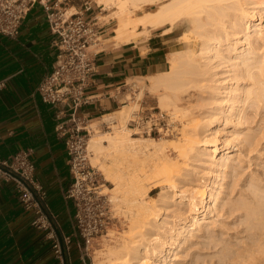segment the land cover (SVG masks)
Masks as SVG:
<instances>
[{
    "label": "bare ground",
    "instance_id": "6f19581e",
    "mask_svg": "<svg viewBox=\"0 0 264 264\" xmlns=\"http://www.w3.org/2000/svg\"><path fill=\"white\" fill-rule=\"evenodd\" d=\"M96 3L102 8L104 7L103 10L116 7L115 18L119 20L120 27L116 30L117 36L114 39L128 41L130 33L135 32L138 34L151 32L170 34L176 29L185 31L183 36H180L186 38L185 41L183 40L186 46L185 52L174 51L168 58L170 69L161 75L149 77L153 80L150 86L151 91L164 90L158 95L159 105L162 109H172L175 114L184 111L182 101L187 97L185 91L180 87L174 88L175 81L179 79L180 73L182 75L183 70L185 72L183 74L204 71L203 73L210 76L209 79L214 76L211 80L214 84V96L217 97L214 115L217 117L215 122L220 126L213 130L212 127L209 128L206 125L204 126L206 129L201 133L206 118L200 117L202 123H199L195 117L192 122L190 121V126L193 125L189 126L175 141L178 158L184 162L181 163L185 166L182 167L178 160V162L172 160L167 154L169 147L166 144L170 140L156 142L152 138H133L132 130L127 125L134 112L130 105H124L122 109L114 111L112 115L104 116L111 124L119 123V128H114V132L107 135L91 137L88 145V149L90 148L95 154L93 158L95 161H92L94 166L101 160L108 162V164L103 163L104 165L101 163L100 166H102L105 180L115 187L111 190L115 194L112 200L115 199V202H119L122 199L132 208L129 211L131 218L129 231L121 234L120 245L107 249V264H178L176 261L179 260L180 252L185 246H193V240H197L198 235L203 233L206 227L214 230V222L206 221L213 217L214 212L219 213V194L224 184L216 185L213 180L222 172L234 168V166L232 167L234 162L238 164L243 162L241 153H235L228 146L231 140L236 142L235 132L227 136L224 129L232 123L233 113L238 111L241 114L246 105L257 110L264 109V26L255 23L261 14L258 9L264 11V0H96ZM152 6H157L154 12H147L145 15L139 16L137 20L131 18L133 12H142ZM138 27H142V30H137ZM239 31L244 34V39L237 42L244 45L245 49L240 56L237 55L239 57L235 55L237 59L234 60L238 62L232 66L236 68L235 72L237 71V77L235 73L234 76L243 81V88L229 84L227 88L229 99L225 102L218 98L223 94V85L220 80L215 78L217 76L215 72L219 67L214 65V61L217 59L225 60V62L228 59L229 63L230 60L232 61L233 58L224 56L221 47L225 42L228 43L231 37H236ZM186 34H191V36L193 34L192 40L187 38ZM228 48L227 50L231 53H238L236 47ZM200 73L202 74V72ZM237 93H240L239 98L236 97ZM236 98H238L242 109L239 108L233 110V113H229L226 124L221 129L223 126L221 121L227 114L226 105L230 100L236 101ZM91 127L90 125L92 132ZM218 136H224L222 143L225 146L220 157H218L220 155ZM106 142L108 145L105 144ZM246 142L251 151L256 152L258 142L255 141V138L247 136ZM240 145L238 151H242ZM135 162H142L146 164L145 166H149V173L146 172V174L150 175L152 172L150 179L154 185L153 190L160 189L158 195L150 196V201H143L144 196L148 195L150 190L146 189L143 182L141 183V179L140 181L134 179L136 182L139 181L138 183L128 182V172L133 171L135 173L133 176L138 172L139 167H129L130 163ZM191 163H198L199 168L209 169L207 181L183 178V172L193 169ZM143 170L144 168L140 173H143ZM148 177L150 176L145 175L147 180ZM133 178L131 179L133 180ZM145 178L143 177V179ZM182 183L190 184L186 190L182 187L185 192L183 191L179 195L176 191L177 189L181 190ZM212 203H214L213 206H211ZM180 207L185 210L187 216L178 218L179 220H171V216H177L181 212ZM161 210L163 211L162 216L159 213ZM263 215L264 202L257 204L252 216ZM260 223L261 229L264 230V222L261 220ZM174 245L176 246L174 247ZM225 252L230 253L229 248H226L220 255L229 261L241 257L237 253H233L235 256L232 257ZM101 259L97 255L94 257L93 264H102L104 260L101 261ZM245 260L247 261V259ZM248 260L252 261V264H258L251 257ZM262 262L264 264V259Z\"/></svg>",
    "mask_w": 264,
    "mask_h": 264
},
{
    "label": "crops",
    "instance_id": "0c3cea01",
    "mask_svg": "<svg viewBox=\"0 0 264 264\" xmlns=\"http://www.w3.org/2000/svg\"><path fill=\"white\" fill-rule=\"evenodd\" d=\"M84 2L73 0L70 11L81 10ZM86 17L96 20L103 39L105 25L98 23L95 9L86 13ZM171 34L160 32L144 40L121 44L112 39L92 47L91 51L98 53V73L86 95L95 96L96 100L81 109L80 117L90 124L117 111L120 101L114 96L129 80L161 75L167 67L169 70L168 58L174 53L168 40ZM56 38L40 5L29 13L16 40L0 35V81L5 82L0 91V160L21 150L32 151L35 178L47 192L48 206L64 231L71 234L75 208L65 193L73 183V175L68 167L65 140L56 130L59 123L56 108L43 103L37 92L41 81L53 70L58 53ZM32 220L33 213L20 204L14 183L3 182L0 264H60L46 233L33 228ZM73 252L79 264H89L82 241L72 243L71 264L75 259Z\"/></svg>",
    "mask_w": 264,
    "mask_h": 264
},
{
    "label": "rangeland",
    "instance_id": "374dc122",
    "mask_svg": "<svg viewBox=\"0 0 264 264\" xmlns=\"http://www.w3.org/2000/svg\"><path fill=\"white\" fill-rule=\"evenodd\" d=\"M84 1L90 2L92 7L95 9V14L98 15V20H97L98 23L100 25L103 24L105 25L103 27V30L105 29L103 34L106 33V36L103 37V39L101 38V43H108L113 40H116L117 44L129 43L131 41L144 40L152 34H160V32L159 33L151 32L148 34L147 33L138 34L135 32L138 35H136L135 33H130V37L128 38V41L126 39L124 40L114 39L115 36H117L116 30L120 27L119 20L115 18V12L117 11L116 7H111L107 10H103L104 7L102 8L101 6H98L94 2V0H84ZM155 9H157V6L149 7L148 9L142 12L141 11H137L135 13L133 12L131 18L132 19L135 18L137 20L139 16L145 15V13L150 11L154 12ZM258 10L261 11L260 12L261 14L255 23L256 25L261 24L262 26H264V11H262V9H258ZM75 11L76 9L70 11V13H74ZM137 30H142V27H138ZM184 32L185 31L182 29H176L171 35H169L168 40L171 42L173 51L185 52L184 50H186V46L183 42L186 40V38L180 37L183 36L182 34H184ZM240 32L241 31H239L240 35L237 34L236 37L234 36L231 37L230 41L228 43L225 42L223 44V47H221L224 56L233 58L232 61L230 60V63L228 59H226V62L225 60L222 59H221L222 61L220 60L221 62L219 61V59L214 61V65H216V67H219L215 72L217 74L215 78L220 80L223 85V89H222L223 94L218 98L223 99L225 102H227L229 99V95H228L229 93L227 89L229 84L237 88L240 87L241 89L243 88L242 86L243 81L241 79L236 78L237 71L235 72L236 68L232 66V64L238 62L235 61L234 59H237V57H239L242 54L241 52H243L245 49L244 45H241L237 42V41L241 42L244 39V34ZM185 36L187 38H191L192 40L194 35L192 34L191 36V34L190 35L186 34ZM235 41L237 44L235 43ZM233 43H235V45H233ZM233 46L236 47L237 52L239 54L231 53V51H228L229 50L228 47H231L230 49H232ZM227 51L228 53L230 52V54H228ZM263 52L261 54H263ZM261 54L259 56H261ZM235 55L236 56L239 55V56L235 57ZM263 61H264V57H263ZM167 70L168 67L166 68L165 71ZM183 72L182 75L181 73L179 74V79L175 81L174 88L180 87L185 91V95L187 97L185 100L182 101L184 111L175 114V112H173L172 109L170 110L162 109L159 105L158 95L161 94L164 90L160 89L155 92L151 91L150 86L153 82L151 78L129 80L127 86L123 88L120 104L118 107L119 108L118 110L122 109L124 105H130L133 108L134 111L133 115L130 117V121L127 124L130 130H132L131 134L133 135V138L135 139L152 138L156 142H163L170 140L169 142H167L168 145L166 144V146L169 147L167 154L172 160H175L176 162L179 161L180 162L179 164H181L182 167L185 165H183L184 162L180 160V158H178V152L175 149V144H176L175 141L182 136L183 132L187 130V128H189L191 124L190 121L192 122L193 118L195 117L197 118L199 123H202L200 117L204 116L206 118L205 123L203 122L201 133H203L204 130L206 129L204 128V126L206 125H208L209 128L212 127L213 130H216L220 126V124L215 122L217 117L216 115H214L215 114L214 109L216 107L215 102L217 99V97L215 98L214 96V91H213L214 84L211 82L214 76L213 78L211 77L209 79L208 77L210 76L208 74L203 73L204 71H198V72L193 71L191 72V74H187V73L183 74ZM200 72H202V74ZM234 73L236 77L234 76ZM205 76L207 79L205 78ZM239 95L240 93H237L236 97L239 98L240 97ZM238 98L235 99L236 101L230 100L231 102L229 101L228 104L226 105L227 114L226 117H224L221 121V123H223L221 129L224 128V125L226 124L227 121L226 118H228L229 113H233V110H238L239 108L240 110L242 109L241 108L242 106L238 101ZM225 102L223 103L225 104ZM161 112H163L166 117L165 122L171 126H174L175 132L171 133V131L170 132L163 131L160 134L157 133L155 135L149 136L147 134L137 132L138 130H135L134 125L131 123L132 120L136 119L137 114L144 116V119H146L147 117H150L152 115L153 117L157 118L159 117V113ZM113 113L114 112L112 111L111 114L109 115H112ZM231 121L232 123L227 125V127L224 129V132L225 134H227V136L228 135L230 136L232 132H235L237 136L236 138L237 140L236 142L231 140L228 146L235 153L237 152L241 153V157H242L241 159L243 162L241 164L234 162L232 164V167L234 166V168L222 172L221 174L218 175V177L215 180H213L214 184L216 185L218 183L224 184V187L222 190H220V194H219L220 197L219 213L214 212L213 217L211 219L208 218V220L206 221L208 223L214 222V230H210L208 227H206L204 232L198 235L199 238L197 240L196 239L193 240L192 242L193 246L192 245L185 246L180 252L179 260L176 261V263L178 264H246V263L252 264V261L248 260L249 257L253 258L254 262L258 264H263L262 261L264 259V230L261 229L262 225L260 222L261 220L264 222L263 220L264 215L260 217L258 216L253 217L252 214L253 212H255L257 208V204L260 203L263 204L264 202L263 199L264 198V109L257 110L254 107L246 105L244 111L241 114L238 113V111H236V113H233V116L231 117ZM90 125L92 126L91 137L95 135H103V134L107 135L111 132L113 133L114 128H119L120 126L119 123H113V124L109 123L106 117H100L99 119L92 121ZM115 125L116 127H114ZM135 132L137 133L134 134ZM247 136L254 137L255 141L258 142L256 152H252L251 148H249V146L247 145L248 144L246 142ZM218 137H219L218 149H220L219 150L220 155H218V157H220L222 155L221 152H223V150L225 149V146L222 143L224 136H218ZM105 144L108 145L107 142ZM239 145L242 148L241 149L242 151H238ZM89 152H91L89 157L90 163L93 167H95V169L99 173L101 191L109 199L110 209L114 217H116V219L111 223L110 227L107 230V233L102 235V237L96 239L95 244L89 250L88 253L89 256H87V259L89 264H93L94 257L98 255L100 256V259L102 258L101 261L104 260L102 261V264H107V257H108L107 249H110V247L112 248L115 245H120L119 243H121L120 241H122L121 234L129 231V227L131 223L129 211L132 208L130 205L126 204V202H124L122 199H120L119 202H115L116 201L115 199H114L115 201L112 200L115 194L112 193L111 190H113V188L115 187L111 183L105 180V177L103 175L104 173L103 169H101L102 166H100L101 163L108 164V162L107 161L104 162V160H101V162L98 161L100 164L98 163L96 166H94L92 163L95 161L93 160L95 154L94 152L91 151L90 148H89ZM133 164L134 166H132ZM142 164L144 166L141 167L140 165ZM145 165L146 164L142 162L130 163L129 164L130 168L139 167L138 172H136V175L138 177L135 178L134 176L136 175L133 176L134 173L133 171H129L127 175L129 176L128 182L129 181L133 182L134 179L140 181L141 179V183L143 182L142 184L145 185L146 189L150 190L149 194L145 195L143 199V201L145 200L147 202L151 200L150 196L158 195L160 189L153 190L154 185L153 182H151L152 180L150 179L152 177L151 174L152 172H150V175L146 174V172L149 173L148 172L149 166L148 165L145 166ZM191 166L193 169L189 172L186 171L183 172L184 174L183 178H186L188 180L200 179L201 182L207 181L209 169L205 167L199 168L198 163L197 164L191 163ZM141 168L142 169L144 168L145 170V173L143 170L144 174L140 173V171H142ZM145 175L150 176L148 177V180L147 178H145ZM130 176L131 178L134 177L133 180L130 178ZM143 177L145 179H143ZM189 184L190 183H182L180 185L182 191L177 189L176 191L177 194L179 195L182 194L181 192L186 190ZM182 187L184 188V190L182 189ZM213 205L214 203L211 204V206ZM180 210L181 212L179 211L180 212L179 214H183V215L178 214L179 216L178 215L171 216L170 217L171 220L175 221L178 218H185L187 216L185 210L182 209V207H180ZM159 213L162 216L163 211L161 210L159 211ZM248 217H249V222H248ZM158 219H160V217H158ZM170 224H172V222H170ZM175 246L176 245H174V247ZM226 248H229L230 250V253L225 252L229 256L232 255V257H234L235 254L237 253L241 257L236 260L229 261V259L224 258L223 255H220L222 252L226 250ZM233 253L235 254L233 255ZM73 256L75 258L73 264H79V261L76 259L74 252H73ZM242 258L244 260L247 259V261L246 260L242 261Z\"/></svg>",
    "mask_w": 264,
    "mask_h": 264
},
{
    "label": "built area",
    "instance_id": "2783aa9c",
    "mask_svg": "<svg viewBox=\"0 0 264 264\" xmlns=\"http://www.w3.org/2000/svg\"><path fill=\"white\" fill-rule=\"evenodd\" d=\"M73 0H0V35L16 40L29 13L40 5L45 13L51 33L56 36L58 50L51 73L46 75L37 92L43 103L54 106L59 121L56 130L65 140L68 167L73 183L65 193L74 203L71 234L64 231L58 217L50 210L47 192L35 178L32 151L21 150L7 159L0 160V186L13 182L22 207L33 213L32 227L46 233L52 243L55 258L60 264H71V247L74 240L82 241L85 254L96 239L107 233L116 219L110 209V201L101 191L99 173L90 163L88 149L91 129L88 121L80 117L84 106L95 103V96L86 95L98 73L97 52L102 29L95 19L86 13L93 10L85 1L81 10L70 13ZM127 86V84H126ZM5 82L0 81V91ZM123 89L114 98L120 101ZM67 119V120H65ZM163 112L159 117L137 114L132 120L135 130L149 136L167 131L175 132L174 126L165 122Z\"/></svg>",
    "mask_w": 264,
    "mask_h": 264
}]
</instances>
